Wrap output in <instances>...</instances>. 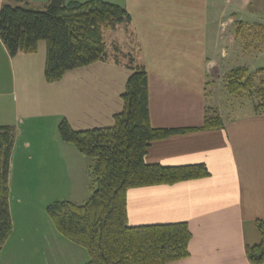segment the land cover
<instances>
[{
  "label": "crops",
  "instance_id": "1",
  "mask_svg": "<svg viewBox=\"0 0 264 264\" xmlns=\"http://www.w3.org/2000/svg\"><path fill=\"white\" fill-rule=\"evenodd\" d=\"M46 1L0 0V7L6 3L41 8ZM107 1L119 3L130 14V26L122 28L133 38L137 59L147 72L150 124L200 126L207 106L215 108L222 120L219 128L173 133L151 142L144 156L146 162L204 163L209 174L172 184L128 188V224L188 223L192 234L189 255L166 264H251L244 247L259 240L257 220L264 224V115L254 112L255 98L230 94L221 78L236 66L249 68L258 53H249V43H242L234 34L235 18L224 17L222 22L223 17L217 15L220 6L244 10L245 0H221L219 4L218 0ZM41 41L36 52L11 56L0 40V125L15 128L8 170L13 227L2 247L13 237L16 220L36 209L47 218L44 216L45 227L37 230L40 233L26 243V248L37 253L35 262L83 264L88 259L86 250L56 232L48 219L46 202L65 199L83 203L91 193L92 158L59 135L53 136L52 145L32 150L29 141L22 139L21 151L35 161V168L41 173L43 170L48 180L41 181V176L24 181L18 176L12 182L14 151L32 117L61 114L60 118H67L76 129L110 125L113 114L122 108L120 93L128 72H121V64L109 59L69 70L61 79L46 82L45 45L41 53ZM258 67L250 68L255 72ZM5 68L9 76L7 72L3 76ZM31 72L36 75L40 103L48 106L40 109L49 112L34 115L27 111V90L33 86L27 75ZM250 103L251 109H241ZM59 120L55 119L57 123ZM22 162L20 159V167ZM57 171L64 176V192L58 187ZM37 201L40 203L35 205Z\"/></svg>",
  "mask_w": 264,
  "mask_h": 264
},
{
  "label": "trees",
  "instance_id": "2",
  "mask_svg": "<svg viewBox=\"0 0 264 264\" xmlns=\"http://www.w3.org/2000/svg\"><path fill=\"white\" fill-rule=\"evenodd\" d=\"M131 17L119 3L107 0H47L41 8L2 4L0 40L9 55L34 53L38 42L45 43L43 76L46 82L61 79L65 72L96 61L112 59L129 70L120 93L122 108L112 123L76 129L68 119L57 123L59 137L79 152L92 158L91 193L81 204L61 199L46 205L56 232L84 248L88 259L83 264H166L189 255L191 231L186 221L130 225L127 221L126 191L130 187L172 184L209 174L204 163L162 165L146 162L144 156L152 141L173 133L196 129H215L222 120L207 106L200 126L155 127L148 112V79L142 62L131 51L126 61L110 57L104 29L123 24ZM249 29L264 41V23L254 22ZM118 51V47H114ZM254 73H264V65L250 72L245 66L230 69L223 78L230 94L255 98L253 110L264 115V80L255 86ZM15 128L0 125V247L12 232L8 201L9 157ZM259 240L245 244L251 264H264V224L257 220Z\"/></svg>",
  "mask_w": 264,
  "mask_h": 264
},
{
  "label": "rangeland",
  "instance_id": "3",
  "mask_svg": "<svg viewBox=\"0 0 264 264\" xmlns=\"http://www.w3.org/2000/svg\"><path fill=\"white\" fill-rule=\"evenodd\" d=\"M221 0H218V4ZM240 3V2H239ZM247 3V4H246ZM222 4V3H220ZM242 4V3H240ZM224 11L222 14L221 11ZM217 15L223 17V20H225L224 17H232L235 18L233 23L234 28V34L237 36L238 39L243 40L242 43H249L247 44L249 53L252 52V54H257L254 58L253 65H250L248 70L252 72V69L250 67L259 65H264V41L261 40V38L254 36L257 39H253L252 31L249 29L250 24L254 22H260L264 23V0H245V6L244 10L242 9H236V10H230L228 7L220 6L218 7ZM238 17H241L243 20L238 19ZM226 26V25H225ZM123 24L117 25L114 29L108 28L104 29L103 31V37L104 41L107 46V52L110 57L116 56L117 59H119V62H125L127 57L124 56L127 52H133L136 57L137 52L134 49L133 38L130 36H127L126 33L123 30ZM42 44V45H41ZM41 53L44 52V42L41 41ZM118 47V51L115 50L114 47ZM43 48V49H42ZM43 50V51H42ZM260 51V52H259ZM39 53L38 56L41 54ZM121 72H128L125 70L126 68L123 65H120ZM15 67V66H14ZM8 73V68L3 70V76H5V73ZM256 72V71H255ZM127 74V75H128ZM9 76V73H8ZM17 76V74H16ZM28 80L33 83V86L27 90V96L28 99H30L29 105H27V111L28 113H31L34 115L44 112H49V110H44L45 107H48L47 105H44L43 103H40V96L38 90V87L36 86V75L34 72H31L27 75ZM223 78H221V81L223 82ZM261 80H264V73H254V81L255 86H259V83ZM3 84V83H2ZM220 85V82H219ZM78 91V89H76ZM20 91V90H19ZM42 91V90H41ZM233 100H235V97H232ZM251 101V99H250ZM40 107H43L44 109H40ZM60 107V106H59ZM252 105L251 103L248 104L246 107H243L241 109H244V111H248L251 109ZM65 109V108H64ZM241 109H239L236 112H240ZM19 115H23L24 111L19 110ZM235 113V112H234ZM242 113H244L242 111ZM61 114H56L55 117H32L29 121L26 122L27 127H24L22 130V133L19 137V142L16 144V150L14 151V158L15 163L12 167V175L14 180L12 182H15L17 177L21 179L23 178L25 180H31L35 179L36 177H41L42 180H48V176H46L41 169L35 168L37 164H35L34 160H30L27 158V153L24 151H21L20 141L22 139H27L29 143L31 144V150L34 149L37 146H50L53 142V136H57L58 138V131H57V121L55 119L59 120ZM22 152V153H21ZM42 157L44 155L41 154ZM20 159L23 161L22 167L19 166ZM56 168V167H55ZM58 165V169H59ZM57 169V170H58ZM45 171H47L45 169ZM55 171V170H54ZM53 172V171H52ZM53 173L51 174L52 177ZM54 175L57 176L58 179V187H60L61 191H65L67 185L65 184V181L63 179V175L61 172L57 171V173L54 172ZM61 178H60V177ZM92 181V180H91ZM91 184V183H90ZM39 187L40 185H36ZM42 186H48L42 185ZM57 186V184H56ZM14 187V186H13ZM52 192V191H51ZM53 193V192H52ZM57 193H60L59 190H57ZM50 198L52 196L49 195ZM59 197V196H57ZM51 202V200H49ZM49 202V203H50ZM40 202H34V204H38ZM48 204V202H46ZM44 216L47 218V215H42L40 211L36 209H32V211H29V213H26V217L24 219H18V222L16 220L15 225V231L13 233V237H11L10 241L6 243L1 249H0V264H38L35 262L37 253L33 249L26 248L27 242H32L34 240V236H36V232L38 228H44ZM23 218V216L21 217ZM50 220V218L48 217ZM42 232H47L46 230L42 229ZM40 233V232H37ZM25 238V239H24ZM21 239V240H20ZM85 250V249H84Z\"/></svg>",
  "mask_w": 264,
  "mask_h": 264
}]
</instances>
